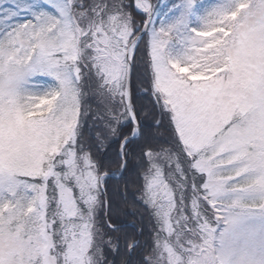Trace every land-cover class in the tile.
Here are the masks:
<instances>
[{
  "label": "snow or ice",
  "instance_id": "snow-or-ice-1",
  "mask_svg": "<svg viewBox=\"0 0 264 264\" xmlns=\"http://www.w3.org/2000/svg\"><path fill=\"white\" fill-rule=\"evenodd\" d=\"M0 264H264V0H0Z\"/></svg>",
  "mask_w": 264,
  "mask_h": 264
}]
</instances>
